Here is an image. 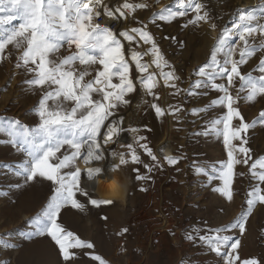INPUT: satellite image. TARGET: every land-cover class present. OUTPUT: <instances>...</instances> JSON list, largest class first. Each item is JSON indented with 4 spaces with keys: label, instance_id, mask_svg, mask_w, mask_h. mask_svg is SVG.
I'll return each mask as SVG.
<instances>
[{
    "label": "snow or ice",
    "instance_id": "1",
    "mask_svg": "<svg viewBox=\"0 0 264 264\" xmlns=\"http://www.w3.org/2000/svg\"><path fill=\"white\" fill-rule=\"evenodd\" d=\"M176 4L175 10L165 7L153 14V23L171 22L193 13L184 27L201 22L217 27L201 0H176ZM110 5L112 0H0V59H6L13 52L19 53L16 67L28 74L24 83L32 93L39 94L33 109L38 116L35 126L17 118L0 117V132L7 134V143L23 156L15 165L0 167L12 168L13 174L22 180L23 184H17V188L40 181L51 182L52 186L46 204L28 218L25 239L50 237L58 246L64 264H74L78 259L74 250L91 256L99 264H108L101 255L85 251L95 248L91 241L79 238L59 222L61 211L68 205L83 210L85 204L78 199V194L87 197V203L96 207L112 203L110 199L91 198L82 184V175L91 181L105 173L104 167L92 165L107 159L103 145L114 142L124 132L131 134L132 142L121 145L126 147L127 153L111 151L110 156L118 158L119 162L110 164L108 171L129 163L142 164L146 173L140 174L139 169H134L135 179L146 182L152 179L151 173L164 167L148 146L147 137L140 134L142 129L122 127L125 116L120 114L131 105L138 89L142 97L136 105L137 111L142 104L149 103L143 99L144 95L152 97L153 101L160 100L158 89L162 78L163 86L173 90V95L186 92L190 97L207 96L209 91L218 94L205 107L191 110L194 115L210 110L217 113L203 131L195 133L222 138L227 151V158L212 165L210 174L205 166L196 168V172L204 173L210 182H220L213 191L231 201L237 166L249 165L250 161L248 171L255 181L246 193L247 209L234 222L208 228L202 235L199 230L188 232L185 239L193 243L198 240L201 246L222 258L223 264H264V260L255 257L242 259L238 251L241 241H233V236L226 234L233 228L244 233L252 209L264 205V156L253 160L252 149L248 146L249 130L257 125L264 127V111L248 122L240 106L264 99V55L259 58L258 75L253 74L255 69L242 72V66L250 58L264 53V0H259L260 14L256 13V6L235 10L236 18L230 27L221 30L210 59L195 71L198 78L188 89L179 87L181 77L171 69L147 24L141 22L138 27L121 30V27L107 26L104 22L103 18L107 17L127 24L129 14L149 5L130 0L122 3L116 0L115 6ZM141 48L144 50H138ZM153 65L160 70L159 74L151 70ZM165 68L171 70L165 71ZM237 81L239 88H235ZM149 107L161 118L166 113L179 118L184 110L182 104L168 105L165 109L152 102ZM102 129L106 131L101 143ZM138 149L151 158V164L141 159ZM163 159L169 165H176L181 157L167 155ZM79 160L87 167L82 169L77 164ZM141 191L147 188L141 187ZM0 195L7 193L0 191ZM0 245L15 247L3 239Z\"/></svg>",
    "mask_w": 264,
    "mask_h": 264
},
{
    "label": "rangeland",
    "instance_id": "2",
    "mask_svg": "<svg viewBox=\"0 0 264 264\" xmlns=\"http://www.w3.org/2000/svg\"><path fill=\"white\" fill-rule=\"evenodd\" d=\"M130 2L149 5L148 8L137 9L129 14L128 26L138 27L141 22L149 26L171 69L181 77V89H188L190 83L198 78L194 75L195 71L210 59L211 50L221 30L231 26L237 8L256 6L255 11L260 14L259 0L249 4H238L235 0H201L206 4L212 23L217 27L212 28L205 22L184 27L193 13L187 17H177L171 22L153 23V14H158L165 7L175 10L176 0ZM18 55L13 52L6 59H0V117L17 118L29 126H35L38 116L33 109L38 103L39 94H33L24 83L28 74L16 67ZM261 55L264 53H257L250 58L242 66V72L255 69L253 74L258 75L257 65ZM145 60H149V57H145ZM171 69L165 68V71ZM151 70L155 71L154 65ZM235 88H239L238 81ZM167 90L171 105L182 104L184 109L179 118L173 114L175 136L169 148L163 152V157L180 156L178 164L169 165L157 156L164 167L151 173L152 179L146 182L135 179L137 172L134 169H139L140 174L146 173L142 164L122 165L91 181L82 175V184L87 187L91 198L110 199L112 203L96 207L87 203V197L78 194L85 208L75 209L68 205L61 211L59 222L79 238L91 241L95 248L85 251L101 255L108 264H223L222 258L201 246L198 240L196 243L186 240L185 234L199 230L202 235L208 228L227 225L247 209L246 193L255 184L248 171L252 161L249 165L237 166L234 198L231 201L213 191L220 184L218 180L210 182L204 173L196 172L197 167L205 166L210 174L212 165L227 158L222 138L195 135L203 131L217 113L210 110L194 115L191 111L193 108L205 107L218 94L209 91L207 96L190 97L186 92L173 95V90ZM158 92L161 96L160 88ZM146 101L149 103L142 105L137 115L125 119L122 127H140V134L147 137L148 146L157 155L155 148L163 136L166 119L157 117L155 110L149 107L152 102L160 104V100L153 101L152 97L147 96ZM240 106L242 115L251 122L264 111V99L258 98L256 102L241 103ZM125 110L122 109L121 113ZM7 139V134L0 132V165H15L22 161L23 156L7 143ZM131 142V134L124 132L105 149L127 153L126 147L121 145ZM248 146L252 149L253 160L264 156V127L257 125L255 129L249 130ZM138 151L145 163H152L142 149ZM118 162V158H113L112 164ZM77 164L82 169L87 167L82 160L77 161ZM168 167L172 169L170 175ZM114 177H126L128 180L127 191L121 198L108 194V182ZM17 184L22 185L23 182L13 174L12 168L0 167V191L7 193L0 195V239L15 245L14 248L0 245V264H64L58 246L50 237L25 239L28 218L46 204L52 193L51 182L40 181L20 188L16 187ZM141 187H146L147 191H141ZM161 211H166L169 224L164 225L165 218L161 216ZM124 228L128 231L123 232ZM245 228L244 233L233 228L226 234L232 235L233 241H241L238 251L242 259L255 257L264 260V205L252 209ZM74 251L78 253L74 264H99L80 250Z\"/></svg>",
    "mask_w": 264,
    "mask_h": 264
},
{
    "label": "bare ground",
    "instance_id": "3",
    "mask_svg": "<svg viewBox=\"0 0 264 264\" xmlns=\"http://www.w3.org/2000/svg\"><path fill=\"white\" fill-rule=\"evenodd\" d=\"M235 1L238 4H249V3H252L254 0H235ZM120 2L122 3L123 0H120ZM115 4H116V0H112V5H110V6H115ZM105 19L107 21H111L112 20L111 18H107V17H105ZM116 23H117L118 27H121V30H123L124 27H127L128 26V23L127 24H124L122 20L121 21H116ZM128 28H129V26H128ZM125 44H126V47H127V42H125ZM155 72H157V74H159V71L156 68H155ZM135 74H136L135 73V66L133 64V75H135ZM158 78H159V76H158ZM160 79H161V87H160V90H161V99H160V105L162 107H164L165 109H167L168 105H171L170 100H169V96H168V93H167L168 90H167V88H165L163 86L162 78H160ZM141 97H142V91L140 89H138L137 92L135 94H133V96H132V103H131V105L128 108H126V110L124 112L120 113L121 115H124L125 116V119H128V118L132 117L133 115H137L141 111V108H140L139 111L136 110V105L138 103H140ZM143 99L146 100L147 99V96L144 95L143 96ZM142 105L144 106V104H142ZM164 118L166 119L165 120V125H164V133H163V136L160 138V140L157 143L156 148H155L156 149L157 156L161 160H163V152L165 151L166 148H169L170 143H171L172 139L175 136V124H174V121H173V114L166 113V115H165ZM105 131H106V129H102L101 130V137H100L101 143L103 142V133ZM107 145H103V147L105 148ZM110 153H111V151H106V157H107V159L104 162H101L99 165H97L95 163L93 164V166H102V167H104L106 169V171H105L104 174H106V173L109 172L107 169L109 168V165L112 164V162H113V158L110 156ZM168 171H169V175H170L172 169L170 167H168ZM165 212L164 211H161L160 212L161 213V216L165 218L164 225H166V223L167 224L170 223L169 218L167 217V214Z\"/></svg>",
    "mask_w": 264,
    "mask_h": 264
},
{
    "label": "clouds",
    "instance_id": "4",
    "mask_svg": "<svg viewBox=\"0 0 264 264\" xmlns=\"http://www.w3.org/2000/svg\"><path fill=\"white\" fill-rule=\"evenodd\" d=\"M98 183L103 184V181H98ZM110 187L107 189L108 194L113 197L121 198L127 191L128 180L127 178H112L111 181L108 182Z\"/></svg>",
    "mask_w": 264,
    "mask_h": 264
},
{
    "label": "built area",
    "instance_id": "5",
    "mask_svg": "<svg viewBox=\"0 0 264 264\" xmlns=\"http://www.w3.org/2000/svg\"><path fill=\"white\" fill-rule=\"evenodd\" d=\"M103 19H104V22H105V24H106L107 26H116V27H118L116 21H114V20L107 21V20L105 19V17H104Z\"/></svg>",
    "mask_w": 264,
    "mask_h": 264
}]
</instances>
